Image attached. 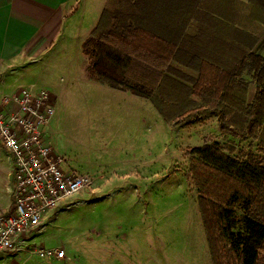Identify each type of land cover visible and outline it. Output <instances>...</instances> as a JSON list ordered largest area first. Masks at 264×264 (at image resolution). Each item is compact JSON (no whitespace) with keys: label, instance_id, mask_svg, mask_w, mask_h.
<instances>
[{"label":"trees","instance_id":"trees-1","mask_svg":"<svg viewBox=\"0 0 264 264\" xmlns=\"http://www.w3.org/2000/svg\"><path fill=\"white\" fill-rule=\"evenodd\" d=\"M80 49L89 80L149 100L166 122L215 116L256 142L263 155L190 148L188 178L212 264H264V0H105Z\"/></svg>","mask_w":264,"mask_h":264},{"label":"rangeland","instance_id":"rangeland-1","mask_svg":"<svg viewBox=\"0 0 264 264\" xmlns=\"http://www.w3.org/2000/svg\"><path fill=\"white\" fill-rule=\"evenodd\" d=\"M104 2L78 0L81 6L70 16L69 57L56 48L25 80L54 95L49 135L54 150L71 168L93 177L25 236L29 244L62 246L66 258L28 259L32 264H212L188 178L189 150L218 140L234 152H263L251 139L221 132L215 116L175 126L150 101L89 80L77 38L88 36ZM235 212L240 219L239 204Z\"/></svg>","mask_w":264,"mask_h":264},{"label":"built area","instance_id":"built-area-1","mask_svg":"<svg viewBox=\"0 0 264 264\" xmlns=\"http://www.w3.org/2000/svg\"><path fill=\"white\" fill-rule=\"evenodd\" d=\"M0 106V146L13 165L7 186L11 210L0 214V251L63 261L62 246L29 244L25 236L68 197L91 184L93 177L71 168L67 158L54 150L47 130L55 114L48 88L20 86L1 94Z\"/></svg>","mask_w":264,"mask_h":264},{"label":"crops","instance_id":"crops-1","mask_svg":"<svg viewBox=\"0 0 264 264\" xmlns=\"http://www.w3.org/2000/svg\"><path fill=\"white\" fill-rule=\"evenodd\" d=\"M80 6L78 0H0V96L20 86H34L33 80L25 81L27 75L43 63L45 58L54 56L56 48L60 47V54L69 57L71 44L68 41L72 40L70 34L74 31L70 16ZM80 38L77 39L82 42L85 39ZM69 67L70 61L67 63ZM52 97L54 102L53 94ZM52 120L47 129L50 141ZM12 170L11 157L0 146V214H7L11 210L7 186L12 179ZM23 256L20 253L0 251V264H32L28 259L31 257L25 259Z\"/></svg>","mask_w":264,"mask_h":264}]
</instances>
